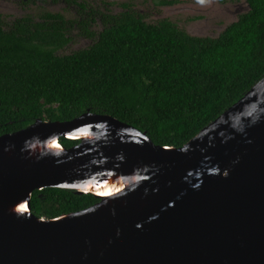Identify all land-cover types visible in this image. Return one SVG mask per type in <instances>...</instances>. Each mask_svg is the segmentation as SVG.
<instances>
[{
  "label": "water",
  "instance_id": "1",
  "mask_svg": "<svg viewBox=\"0 0 264 264\" xmlns=\"http://www.w3.org/2000/svg\"><path fill=\"white\" fill-rule=\"evenodd\" d=\"M46 187L98 201L45 219ZM0 264H264V76L177 148L89 111L0 135Z\"/></svg>",
  "mask_w": 264,
  "mask_h": 264
},
{
  "label": "trees",
  "instance_id": "2",
  "mask_svg": "<svg viewBox=\"0 0 264 264\" xmlns=\"http://www.w3.org/2000/svg\"><path fill=\"white\" fill-rule=\"evenodd\" d=\"M246 2L248 12L216 37L192 36L168 19L147 23L133 11L107 14L97 39L64 57L55 54L65 27L0 26V135L89 111L145 131L156 145L181 147L264 76V0ZM97 201L46 187L32 192L30 210L49 219Z\"/></svg>",
  "mask_w": 264,
  "mask_h": 264
},
{
  "label": "flooded vegetation",
  "instance_id": "3",
  "mask_svg": "<svg viewBox=\"0 0 264 264\" xmlns=\"http://www.w3.org/2000/svg\"><path fill=\"white\" fill-rule=\"evenodd\" d=\"M138 1L139 6H141L140 9H136V6L130 5L129 1L126 2L123 0L113 4L108 3V0H0V26L8 30L11 29L15 22L22 21L33 24L38 23L43 26H50L52 23H56L61 27H65L62 31L65 33L67 42L55 54L60 57L71 55V52L63 54L61 51L67 48L74 39H78L79 41L86 39V44H90L84 48L90 46L103 30V19L107 14L133 11L147 23L154 24L160 20L168 19L178 28L182 29L178 26L176 20H170L169 18H160L154 22L146 21L149 13H159L164 8L177 5L179 4L178 0ZM161 1H166L167 3H160ZM245 1L221 0L223 3H232L234 11L225 9L228 13L232 14L241 10L243 6L239 5V3ZM112 6H114V10ZM148 9L151 11H148ZM198 20L200 19L196 15H189L188 17H183L182 23L187 26L189 23Z\"/></svg>",
  "mask_w": 264,
  "mask_h": 264
},
{
  "label": "rangeland",
  "instance_id": "4",
  "mask_svg": "<svg viewBox=\"0 0 264 264\" xmlns=\"http://www.w3.org/2000/svg\"><path fill=\"white\" fill-rule=\"evenodd\" d=\"M119 1L121 0H108V3L113 4ZM123 1H129L130 5L136 6V9L141 8V6H139L138 0ZM178 1L179 4L164 8L160 10L159 13H149L146 21L154 22L160 18H169L170 20H176L178 26L191 35L216 37L224 27L229 25L232 21L236 20L239 14L228 13L226 11L227 9L230 11H234L232 3H223L221 2V0H204V3H200L199 0ZM112 9L114 10V6H112ZM148 11L151 10L148 9ZM187 15H196V17H198V19L200 20L193 21L187 26L185 24L183 25V17H188ZM86 42V39H81L80 41L78 39H74L72 43L61 52L63 54H66L84 48L85 46L90 44H86Z\"/></svg>",
  "mask_w": 264,
  "mask_h": 264
},
{
  "label": "clouds",
  "instance_id": "5",
  "mask_svg": "<svg viewBox=\"0 0 264 264\" xmlns=\"http://www.w3.org/2000/svg\"><path fill=\"white\" fill-rule=\"evenodd\" d=\"M200 3H204V0H199Z\"/></svg>",
  "mask_w": 264,
  "mask_h": 264
},
{
  "label": "bare ground",
  "instance_id": "6",
  "mask_svg": "<svg viewBox=\"0 0 264 264\" xmlns=\"http://www.w3.org/2000/svg\"><path fill=\"white\" fill-rule=\"evenodd\" d=\"M74 134V133H71V135Z\"/></svg>",
  "mask_w": 264,
  "mask_h": 264
}]
</instances>
